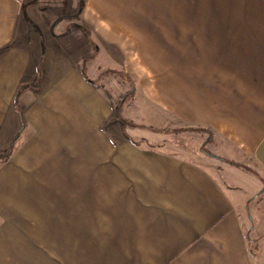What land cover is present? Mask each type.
<instances>
[{
    "label": "crops",
    "instance_id": "0c3cea01",
    "mask_svg": "<svg viewBox=\"0 0 264 264\" xmlns=\"http://www.w3.org/2000/svg\"><path fill=\"white\" fill-rule=\"evenodd\" d=\"M35 1L0 0V152L23 131L0 166V213L28 224L0 230V264H70L57 154H101L98 177L114 174L116 214L148 264H264V0H212L210 23H188L187 0H76L98 57L131 74L164 125L208 132L212 156L113 147L107 102L76 60L87 43L54 36L57 6Z\"/></svg>",
    "mask_w": 264,
    "mask_h": 264
},
{
    "label": "rangeland",
    "instance_id": "374dc122",
    "mask_svg": "<svg viewBox=\"0 0 264 264\" xmlns=\"http://www.w3.org/2000/svg\"><path fill=\"white\" fill-rule=\"evenodd\" d=\"M35 2L43 7L50 3L54 4L59 13L56 8L51 10L55 11L56 15L70 16L61 19L53 26L54 28L52 27L54 36L64 37L68 30L74 45L81 47L82 43H87L84 34L75 30V26L78 25L76 24L78 20L75 19L80 12V5L76 0H36ZM187 3L188 6L197 8L196 14L187 16L188 23L212 22L210 8L217 6L216 3H212V0H187ZM67 10H70V14H67ZM62 26H66L65 29H62ZM59 29L62 30L57 32ZM40 36L41 57H44V39L42 35ZM90 43H87V49L82 48V54L81 52L75 54L76 60L81 64L84 78L93 83L107 102L110 120L103 132H106L108 142H111L113 147L118 146L115 140L123 138L124 146H133L142 153L212 156L214 149L209 144L208 132L180 125L174 127L164 125L157 118L159 113L154 112L145 103L141 90L131 74L125 68L120 69L118 64L110 63L107 58L98 57L99 47L95 43ZM130 65L134 64L129 63ZM18 111L23 117V110L18 107ZM19 133L14 139L13 152L23 137V131ZM123 153L126 154L125 151ZM13 155L16 154H11L8 160ZM100 155L57 154L62 160L64 178L70 177V184L63 183L62 190V198L64 201H70V207L64 208L63 221L56 225L57 230L62 234V245L70 247V264H148L147 258L150 255L146 254L145 246L140 241H135L133 245V235L130 236V233H126L122 228L130 224H122L116 214L117 210H120L117 204H121V201L117 202L115 195L114 174H109L105 180L106 184L98 177ZM7 161H0V166ZM111 161L108 160L107 166H110ZM126 182L123 180V183ZM5 207H3L4 211L5 209L9 211L10 206ZM18 208L16 207V210ZM38 209L40 210V206H31L33 212ZM4 214L0 213V230H28V224L23 221L6 222L2 218ZM39 224L41 223L31 222L30 230L33 225H37L39 229ZM34 241L37 240H31V245Z\"/></svg>",
    "mask_w": 264,
    "mask_h": 264
},
{
    "label": "trees",
    "instance_id": "16d2710c",
    "mask_svg": "<svg viewBox=\"0 0 264 264\" xmlns=\"http://www.w3.org/2000/svg\"><path fill=\"white\" fill-rule=\"evenodd\" d=\"M67 17L70 18V16L58 17L57 20H56V22L54 23V25L56 23H58V21H60L61 19L67 18ZM27 87H32V89L33 88L38 89L40 87V81L39 80L36 81V86H35V84H32L30 86L22 87L20 91H22L23 89H26ZM33 91H35L37 93V90H33ZM14 142H15V140H13L5 150H3V151L0 152V161L5 162V161L8 160V158L10 157V155L13 153V150H14Z\"/></svg>",
    "mask_w": 264,
    "mask_h": 264
}]
</instances>
